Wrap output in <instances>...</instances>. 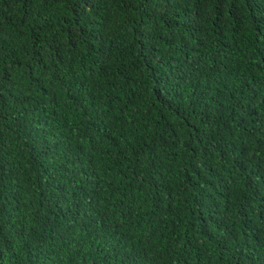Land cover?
I'll return each mask as SVG.
<instances>
[{
    "label": "trees",
    "instance_id": "obj_1",
    "mask_svg": "<svg viewBox=\"0 0 264 264\" xmlns=\"http://www.w3.org/2000/svg\"><path fill=\"white\" fill-rule=\"evenodd\" d=\"M0 264H264V0H0Z\"/></svg>",
    "mask_w": 264,
    "mask_h": 264
},
{
    "label": "bare ground",
    "instance_id": "obj_2",
    "mask_svg": "<svg viewBox=\"0 0 264 264\" xmlns=\"http://www.w3.org/2000/svg\"><path fill=\"white\" fill-rule=\"evenodd\" d=\"M206 225V224H205Z\"/></svg>",
    "mask_w": 264,
    "mask_h": 264
}]
</instances>
